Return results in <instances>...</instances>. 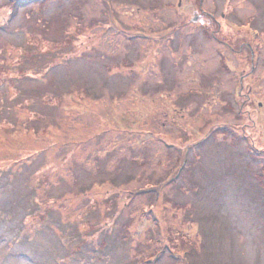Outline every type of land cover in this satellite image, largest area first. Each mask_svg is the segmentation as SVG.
I'll use <instances>...</instances> for the list:
<instances>
[{"label": "rangeland", "instance_id": "374dc122", "mask_svg": "<svg viewBox=\"0 0 264 264\" xmlns=\"http://www.w3.org/2000/svg\"><path fill=\"white\" fill-rule=\"evenodd\" d=\"M0 264H264V0H0Z\"/></svg>", "mask_w": 264, "mask_h": 264}, {"label": "flooded vegetation", "instance_id": "af4514ba", "mask_svg": "<svg viewBox=\"0 0 264 264\" xmlns=\"http://www.w3.org/2000/svg\"><path fill=\"white\" fill-rule=\"evenodd\" d=\"M198 5V4H197ZM190 9H192L193 10V15L194 16H196V11H194V4H190ZM225 9L224 10H222L221 12H220V17H221V19H219V24L217 25V23H215L216 24V27H218V29H219V27H220V23H221V20H222V18L225 16ZM203 12H204V14H206L205 16L206 17H209L210 18V20H211V22H213L214 23V21L216 20V21H218L217 19H215L216 17L213 15V13L211 12V11H209V10H205V9H203ZM192 15V16H193ZM191 16V17H192ZM213 17H215V18H213ZM193 18V17H192ZM192 20V19H191ZM215 21V22H216ZM242 36L240 35V33H239V31H237V33H236V36L234 37L235 38V40H234V42H233V45L234 46H236V38H237V42H238V45L240 44V42H241V38ZM239 38V39H238ZM220 43H224V42H222L221 41V39H220V41H219ZM242 43L244 44V47H245V50H247V49H249V55H244V56H242V59H241V56H238L237 54L240 52L239 50H234L235 48L234 47H232L233 49L231 50V51H234L235 52V55L237 56V61H239L240 60V62L242 63V69H241V72L239 71V73H241V74H239L240 75V81H239V86L240 87H244L245 86V84H246V82L248 83V80H250L251 79V77H252V73H253V70H254V67H255V64H256V58H257V54H258V52L257 53H255L254 52V50H252V49H250L251 48V46H250V43L248 44L246 41H242ZM248 57L246 60H245V57ZM256 59V60H255ZM244 61H246V62H244ZM240 63H238V65H239ZM255 77V76H254ZM244 81H246L245 83H244ZM250 84V83H249ZM251 90H252V88H250V86L249 87H247L246 88V93L244 94V98H243V100L244 101H246V103H248V105H253L254 104V98H253V95L251 94V93H249V92H251ZM225 93H233V92H228V91H226V90H223V94H222V96L221 97H223V95L225 94ZM240 95V94H242L241 93V90H238V92H237V95ZM262 104L263 103H261V102H258V106L259 107H261L262 106ZM243 105V104H242ZM241 105V106H242ZM260 110V109H259ZM241 111V110H240ZM242 113L243 112H246L247 114H246V117L248 118V119H251L252 120V122H253V124H255V123H257V118L255 119V118H252L251 117V115H250V111H249V109H247V110H245V111H241ZM241 117H242V115H241ZM242 119H243V117H242ZM229 126H231L230 125V123H228V124H219V128H228V129H232L231 127H229ZM232 127H233V125H232ZM246 127V126H245ZM245 127H243V131L245 130ZM233 131H236V134L238 135V137H239V139H242V137H245V135H243L242 134V137H241V135H240V133H238V131L233 127V130L231 131V132H233ZM244 133V132H243ZM228 134V133H227ZM226 134V135H227ZM226 135H224V136H226ZM253 139V138H252Z\"/></svg>", "mask_w": 264, "mask_h": 264}]
</instances>
